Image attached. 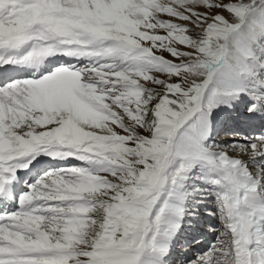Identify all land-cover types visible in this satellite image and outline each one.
Segmentation results:
<instances>
[{
  "label": "snow or ice",
  "instance_id": "snow-or-ice-1",
  "mask_svg": "<svg viewBox=\"0 0 264 264\" xmlns=\"http://www.w3.org/2000/svg\"><path fill=\"white\" fill-rule=\"evenodd\" d=\"M0 264H264V0H0Z\"/></svg>",
  "mask_w": 264,
  "mask_h": 264
},
{
  "label": "rangeland",
  "instance_id": "rangeland-1",
  "mask_svg": "<svg viewBox=\"0 0 264 264\" xmlns=\"http://www.w3.org/2000/svg\"><path fill=\"white\" fill-rule=\"evenodd\" d=\"M210 208L208 209L209 211H211V206H209ZM215 220H212L211 222H209L208 220L206 221H204V223H205V225H208V224H215L216 223V221H215V223H213ZM217 226H218V224H217ZM206 239L207 240H210L211 239V235L209 234L207 237H206ZM197 252H198V248L196 247V246H193V247H191L189 250H188V256L189 257H191V258H194L195 256H196V254H197ZM183 259V257H181V260Z\"/></svg>",
  "mask_w": 264,
  "mask_h": 264
}]
</instances>
